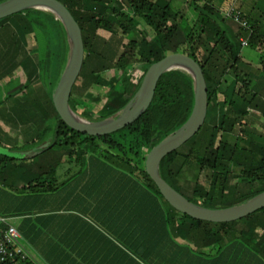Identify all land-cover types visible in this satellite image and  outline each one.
Segmentation results:
<instances>
[{
  "label": "trees",
  "instance_id": "trees-1",
  "mask_svg": "<svg viewBox=\"0 0 264 264\" xmlns=\"http://www.w3.org/2000/svg\"><path fill=\"white\" fill-rule=\"evenodd\" d=\"M58 1L79 25L84 44L83 67L69 101L76 114L90 121L113 116L135 96L154 63L183 54L203 73L208 112L203 127L181 148L196 147L188 154L180 148L162 160V178L190 202L208 209L236 206L264 192V81L257 79L264 72V0H252V16L235 11L248 28L239 26L234 37L224 27L230 10L223 17L215 0H184L179 6L175 0ZM28 12H33L32 20ZM41 19L59 27L61 45L46 44V57L59 55L61 72L69 51L56 17L30 9L0 22H20L15 29L26 45L40 41L33 49L38 54L43 37L54 36ZM251 51L257 64L249 60ZM58 76L44 112L26 115L22 141L11 143L0 133L2 147L22 153H0V182L8 187L2 191L16 193L12 196L20 213L48 212L61 256L56 264H264V209L232 223L196 220L175 210L146 173L149 152L192 113L194 84L188 74L174 70L162 75L148 110L104 136L82 134L61 120L52 94ZM93 88L104 103L85 100L93 96L101 101L89 93ZM8 119L17 126L26 122L19 114ZM191 162L196 172L187 189L179 186V179ZM62 164L69 166L61 175ZM7 180L14 184L5 185ZM235 180L229 201V185ZM240 185L249 192H236ZM6 203L9 207L8 200L0 199V216H8L2 208ZM16 264L35 263L30 258Z\"/></svg>",
  "mask_w": 264,
  "mask_h": 264
},
{
  "label": "water",
  "instance_id": "water-1",
  "mask_svg": "<svg viewBox=\"0 0 264 264\" xmlns=\"http://www.w3.org/2000/svg\"><path fill=\"white\" fill-rule=\"evenodd\" d=\"M30 9L52 14L60 21L66 33L69 45L68 60L53 92V105L66 125L90 136H104L124 129L148 110L162 75L174 70L183 71L192 78L194 84L192 113L182 127L149 152L145 160L146 173L175 210L196 220L232 223L264 209V192L236 206L221 209L203 208L186 199L161 176L162 160L195 137L207 117L206 82L201 69L192 58L183 54H171L154 63L147 70L135 96L121 111L102 121H90L76 114L69 104L73 86L84 63V44L79 25L69 10L58 0H6L0 3V20Z\"/></svg>",
  "mask_w": 264,
  "mask_h": 264
},
{
  "label": "crops",
  "instance_id": "crops-1",
  "mask_svg": "<svg viewBox=\"0 0 264 264\" xmlns=\"http://www.w3.org/2000/svg\"><path fill=\"white\" fill-rule=\"evenodd\" d=\"M213 3L215 4V8L220 11L223 17L225 16L226 11L231 7L243 14H248L250 16L253 15L252 9L254 8V4L252 0H215ZM6 28L9 29V26L6 25ZM6 28L4 26L0 27V82L6 81V83H10V85H12L13 82L19 80V83L16 86H12L9 91H0V103H2L0 105V131L3 135H5V137H7V140L14 143L15 140H11L14 135H11L12 131H25V129H28V118L26 115H32V113L35 112L40 113V111L44 112V108L47 107L49 92H51L53 87L52 81H54L55 77H57V74L56 72L53 73V68L55 66L53 62L54 58L46 57L45 59L42 52L35 54L34 52L37 50H34L33 52V49L35 48L33 41H28V45H26L21 31L19 33L16 30L14 31L9 29L8 32L6 31ZM237 30L238 29L235 28L233 32H237ZM7 33L10 34V37L3 40V37ZM16 34L19 35L17 41H15ZM30 39L31 37L29 40ZM27 46L29 47L28 49ZM15 51H17V53H15ZM11 54H20V57H23L22 59H25L26 61L25 65L15 66L16 64L14 65L13 59L9 62ZM5 61H7L6 64ZM64 68H61V72H58V81L64 71ZM40 79H42L44 85L38 88L37 82ZM26 86L32 87V89L30 88L28 90ZM54 90L52 91V94ZM9 114H19L22 121L24 120L26 122H18L22 125L17 126L14 122H11L8 119ZM17 142H19V140ZM0 147L2 146L0 145ZM17 175L20 176L21 172L19 171ZM4 184L11 185L14 183L7 180ZM4 188L8 187H3L0 182V199L4 202L5 200H8L10 207L9 208L7 206L8 203L2 207L3 209H8V216H6V218H8L10 223L18 230L26 248L28 249V252L35 260L34 263L56 264L61 256L60 253L58 254V247L56 245L57 242L54 234L55 226L52 227L51 223H49V220L47 219L49 216L48 212L46 213L45 210H43L42 212L35 213H25L24 211L20 213L18 210L20 208L18 201H16L12 196V194L16 193L14 192L10 194L8 192H3L2 190H4ZM53 204L54 203H51L50 205L52 206ZM12 211H17L18 213L11 216ZM59 225L60 222L58 224V231L60 229ZM61 233L62 237L64 227ZM63 261L64 258H62V263H64Z\"/></svg>",
  "mask_w": 264,
  "mask_h": 264
},
{
  "label": "rangeland",
  "instance_id": "rangeland-1",
  "mask_svg": "<svg viewBox=\"0 0 264 264\" xmlns=\"http://www.w3.org/2000/svg\"><path fill=\"white\" fill-rule=\"evenodd\" d=\"M178 4H177V6H179V5H183V2H184V0H175ZM174 1V2H175ZM184 5H186V4H184ZM176 7V6H175ZM188 7L189 6H187L186 5V7H185V9H188ZM33 12H28V17H30V19L33 17V15L34 14H32ZM20 14V13H19ZM193 15V16H192ZM191 18H193L194 17V13L193 12H191ZM27 17V18H28ZM17 21H20V19L19 18H17L16 19ZM29 20V19H28ZM32 20V19H31ZM39 20V19H38ZM51 20V19H50ZM1 21V20H0ZM52 21V20H51ZM51 21H44V19H41L40 20V23H43V25H44V27H45V30H46V32L48 31L49 32V30H50V32H49V34L51 33L52 35H54L53 37H49L47 34H46V36L45 37H43V43L41 44V48H42V55L44 56V58L46 59V56H47V53H48V47H47V45L46 44H51V43H54L55 44V47L56 46H59V44L61 45V41H60V37H59V27L58 26H56V25H54L53 26V23L51 22ZM0 25H2V26H4L5 28H6V25H8L9 26V29L11 30H16L15 28H19V25H20V22H15V21H13V23L11 22V23H6V24H4L3 22H0ZM224 27H225V29H227L228 30V33H229V35L230 36H232V37H234V34L232 33L233 32V30L235 29V28H237L238 29V27H239V24H237L232 18H229V17H227L226 18V20H225V25H224ZM9 29L8 28H6V31H8L9 32ZM45 30H44V32H45ZM45 32V33H46ZM38 34H41L40 32H38V33H36L35 35H36V37H38ZM18 34H16V39H15V41H17L18 40ZM10 37V34L9 33H7L4 37H3V40H5V39H8ZM47 37V38H46ZM31 40V39H30ZM33 44H37L39 47H40V41L39 42H35V41H33ZM246 50V49H245ZM68 51H69V45H68ZM15 53H17V51H15ZM251 53L252 54H250L249 55V60H250V62H253V63H255V64H257V62H258V58H257V56H256V54L255 53H253V51H251ZM11 56V58L9 59V62H11L12 61V59L14 60V65L15 66H24L25 65V63H26V61H25V59H22L23 57H20V54H16V55H13V54H11L10 55ZM58 59H60V57H59V55L56 57V58H54V60H55V62H56V66H55V72H56V74H58V72H59V69H60V61L57 63V60ZM54 60H53V62H54ZM54 62V63H55ZM7 63V61H5V64ZM262 77V79H263V81H264V72H260V74H258L257 75V79L258 78H261ZM56 79H57V77H55V79H54V81H52L53 83H55L56 82ZM16 80V79H15ZM260 81V80H259ZM19 83V80H16L15 82H13V84L12 85H10V83H6V81H2V82H0V91H9V90H11V88H12V86H16L17 84ZM260 83H262V81H260ZM44 85V83H43V81H42V79H40L38 82H37V87L39 88V87H42ZM56 86V85H55ZM55 86H54V88H55ZM26 88L29 90L30 88L32 89V87H28V86H26ZM91 92H89L90 94H92V95H95V96H98V99H100L101 101H99V100H94V99H91L90 97H88V96H86L85 97V100L86 101H88V103H90L91 105H94V104H99V103H104V101H103V99H102V97L101 96H99L97 93V88H93L92 90H90ZM100 105V104H99ZM49 123V122H48ZM48 123H46L45 125H47ZM50 124V123H49ZM24 132L25 131H23V132H21V131H16V132H14V131H12V133H11V135L12 134H14L13 135V140H23L24 138H25V134H24ZM0 133H2L1 131H0ZM3 134V133H2ZM26 134H28V132H26ZM195 141H198L197 139L195 140ZM193 147H196L195 146V144H192V145H190V146H184L183 148H181V152L182 153H184V154H188L189 152H190V150L193 148ZM0 152H3V153H8L9 155H14V156H16V157H21L22 156V153L21 152H19V151H10V150H8L7 148H2V147H0ZM141 152V151H140ZM196 152V151H195ZM146 153V150L143 152L142 151V154H145ZM68 166L69 165H67V164H62L61 166H60V168H59V174H63V173H65L67 170H68ZM75 171H76V169H74ZM195 172H196V165H195V163H193V162H191V163H189V165H187L184 169H183V171H182V173L180 174L181 175V177H180V179H179V186H182L183 188H187V189H191L192 188V185H193V183H194V177H195ZM236 183H237V181L235 180V181H233L230 185H229V187H230V190H229V192L231 191V187H233V186H236ZM236 192H239V193H248L249 192V187H247V186H244V185H240V186H238V188H236ZM235 192V193H236ZM231 195H232V191L230 192V196H229V201H230V199H231ZM226 205H228V203L227 204H225V206ZM31 256V255H30ZM32 257V256H31ZM34 258L32 257V260H33ZM34 262H35V260H34Z\"/></svg>",
  "mask_w": 264,
  "mask_h": 264
},
{
  "label": "built area",
  "instance_id": "built-area-1",
  "mask_svg": "<svg viewBox=\"0 0 264 264\" xmlns=\"http://www.w3.org/2000/svg\"><path fill=\"white\" fill-rule=\"evenodd\" d=\"M226 16L232 18L240 27L247 29L248 24L241 19L232 7ZM243 46L246 42L242 40ZM30 253L14 225L6 217L0 216V264H16L22 260L30 259Z\"/></svg>",
  "mask_w": 264,
  "mask_h": 264
},
{
  "label": "bare ground",
  "instance_id": "bare-ground-1",
  "mask_svg": "<svg viewBox=\"0 0 264 264\" xmlns=\"http://www.w3.org/2000/svg\"><path fill=\"white\" fill-rule=\"evenodd\" d=\"M179 72V71H178Z\"/></svg>",
  "mask_w": 264,
  "mask_h": 264
}]
</instances>
